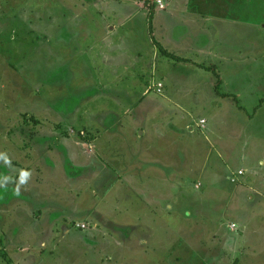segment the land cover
<instances>
[{
    "label": "rangeland",
    "instance_id": "374dc122",
    "mask_svg": "<svg viewBox=\"0 0 264 264\" xmlns=\"http://www.w3.org/2000/svg\"><path fill=\"white\" fill-rule=\"evenodd\" d=\"M262 99L264 0H0V264H264Z\"/></svg>",
    "mask_w": 264,
    "mask_h": 264
},
{
    "label": "crops",
    "instance_id": "0c3cea01",
    "mask_svg": "<svg viewBox=\"0 0 264 264\" xmlns=\"http://www.w3.org/2000/svg\"><path fill=\"white\" fill-rule=\"evenodd\" d=\"M167 6H169V3H166V7ZM187 9H188V12L187 13H192V8H191V6L189 5V4H187ZM156 9V10H155ZM155 9H154V13H153V18H155L154 16L156 15V12H157V10L158 9H160V7H158V5L157 6H155ZM160 10H162V9H160ZM185 22V26H186V31H188L187 30V28H189V33H191V29H190V27H191V25L190 24H188V22L189 21H184ZM152 25V29H151V34L153 35V32L154 31H156V29H154V20H153V23L151 24ZM158 28H159V30L161 31V30H163V32L161 31V33L162 34H164V32L165 31H167V28H165V27H163V25H156ZM169 30V29H168ZM170 31V30H169ZM180 37H182V36H180ZM158 41V40H157ZM161 45H163L162 44V42H160V41H158ZM181 43V41H179V42H176L175 43V46H177L178 47V45ZM164 46V45H163ZM157 49H158V47H157ZM176 49V48H175ZM180 49V48H179ZM168 50V49H167ZM182 50V49H181ZM155 52H157V53H160V54H162L161 52H160V50L158 49L157 51H155ZM170 52H173V53H175V54H177V55H179V56H182V57H185L186 59H187V61H177V62H181V63H191V64H196L197 65V63H196V61L195 60H199V58H197L196 56H195V54L197 55V56H200V54H201V50H200V46H198V48L195 50V53L194 52H192L191 53V55H180V54H178V53H176V51H171L170 50ZM162 55H164V54H162ZM198 66V65H197ZM200 66H203V64H201L200 63ZM221 80H222V78H220ZM220 84H219V90H220ZM164 87V86H163ZM166 87H168V84H166L165 83V88ZM215 87H216V85H215ZM164 89V88H163ZM167 90V89H166ZM217 91V90H216ZM263 105V103L261 104V106ZM236 120V119H235ZM262 162V164L264 165V160H262L261 161Z\"/></svg>",
    "mask_w": 264,
    "mask_h": 264
},
{
    "label": "trees",
    "instance_id": "16d2710c",
    "mask_svg": "<svg viewBox=\"0 0 264 264\" xmlns=\"http://www.w3.org/2000/svg\"><path fill=\"white\" fill-rule=\"evenodd\" d=\"M153 9L151 10V13H150V16L152 18L153 16V11L155 9V7L153 6L152 7ZM150 29H152V25H151V21H150ZM157 46L160 50V52L166 56H168L169 58H172L173 60H176V61H187V59L185 57H182V56H179L173 52H170L169 50H167L163 45H161L158 41H157ZM220 78H218V82L216 84V90L219 91V83H220ZM223 95H227V94H223ZM233 98L235 99V101H238L237 100V96H233ZM264 99L261 100V102H263Z\"/></svg>",
    "mask_w": 264,
    "mask_h": 264
},
{
    "label": "clouds",
    "instance_id": "9594fccd",
    "mask_svg": "<svg viewBox=\"0 0 264 264\" xmlns=\"http://www.w3.org/2000/svg\"><path fill=\"white\" fill-rule=\"evenodd\" d=\"M32 173L26 169L20 170V176H19V184H25L27 180L31 177ZM19 184L16 188L17 195L19 194Z\"/></svg>",
    "mask_w": 264,
    "mask_h": 264
},
{
    "label": "built area",
    "instance_id": "2783aa9c",
    "mask_svg": "<svg viewBox=\"0 0 264 264\" xmlns=\"http://www.w3.org/2000/svg\"><path fill=\"white\" fill-rule=\"evenodd\" d=\"M159 4L162 3V0H157ZM162 87V84H159V89Z\"/></svg>",
    "mask_w": 264,
    "mask_h": 264
}]
</instances>
